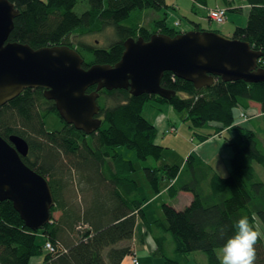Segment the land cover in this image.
<instances>
[{"label": "trees", "instance_id": "obj_1", "mask_svg": "<svg viewBox=\"0 0 264 264\" xmlns=\"http://www.w3.org/2000/svg\"><path fill=\"white\" fill-rule=\"evenodd\" d=\"M8 1L19 10L10 42L34 49L68 46L84 59V68L114 65L128 38L147 41L154 33L171 37L183 33L164 26L163 19L155 22L153 30L126 22L134 10L161 11L167 5L165 0ZM78 1L85 5L81 13L74 11ZM191 1L206 7L209 0ZM243 1L249 6L246 24L236 28L232 37L261 51L258 65L264 68V0ZM106 28H112L117 37L107 48L71 42L73 35L84 37ZM196 30L202 29L198 25ZM161 86L174 91L175 96L165 100L145 94L134 97L127 90H101L98 100L105 101L99 106L97 100V116L102 124L90 135L65 124L54 102L47 101L40 88L26 89L0 107V135L6 139L15 134L27 141L29 153L23 161L47 179L54 198L52 221L38 231L25 226L10 201L0 202V264H29L31 258L42 255L46 243L52 252L43 264H121L132 255L137 218L144 221L149 234L159 228L155 243L163 258L161 264H185V258L195 252L203 253L207 264H220L216 252L234 234V224L241 216H247L256 230L257 222L264 226V180L259 170H264V142L260 138L264 137V115L252 122V131L238 126L235 114L237 108L246 110L250 104L261 106L264 112V83L216 79L212 86L196 89L192 83L165 73ZM108 99L113 105H107ZM148 102L184 113L200 143L224 129L235 133L234 137H224L232 150L227 177L214 173L194 152L182 166L144 168L154 193H159L160 181L174 180L167 189L169 198L182 191L192 194L191 203L182 210L161 204L165 225L160 220L147 224L144 199H133L137 192L136 181L129 178L133 164L115 150L134 149L140 160L160 159L163 148L155 144L156 129L141 115ZM51 113L64 125L61 130L46 129L45 118ZM203 129L210 131H199ZM167 241L173 245L170 253L164 248ZM256 250V264H264L261 238Z\"/></svg>", "mask_w": 264, "mask_h": 264}, {"label": "water", "instance_id": "obj_2", "mask_svg": "<svg viewBox=\"0 0 264 264\" xmlns=\"http://www.w3.org/2000/svg\"><path fill=\"white\" fill-rule=\"evenodd\" d=\"M19 16L8 0H0V107L26 89H42L54 102L59 117L85 135L102 124L97 116L101 90H127L131 96H158L170 100L175 92L161 86L165 73L190 82L196 89L223 82L264 83L262 52L248 42L208 30H190L171 37L152 34L124 41L121 58L114 65L92 64L68 46L34 49L10 42L14 20ZM90 87H95L87 93ZM27 141L15 134L0 135V202L10 201L25 226L42 229L51 218L54 198L45 177L27 166Z\"/></svg>", "mask_w": 264, "mask_h": 264}, {"label": "rangeland", "instance_id": "obj_3", "mask_svg": "<svg viewBox=\"0 0 264 264\" xmlns=\"http://www.w3.org/2000/svg\"><path fill=\"white\" fill-rule=\"evenodd\" d=\"M165 2L167 4L166 7L163 8L159 12L158 11L157 12L152 11V10H143V11L134 10V11H132L130 13V16L126 19V22H132L131 24H134V25L136 23H138L139 26L137 25V27L146 28L147 30H153L155 27V22L157 20L163 19L164 26H166V27H171L174 29L178 28L180 30H186V29L187 30H189V29L196 30V28L199 25V27L202 30H208V31L216 30L219 32V34L230 38V37H232L233 32L235 30L234 26H233V22H232L233 20L232 19L234 16H237V15L234 13V11L239 12L238 14H240L238 7L231 6V4L224 5L225 2H222L223 4L220 2V4L218 6L210 7L208 9H206L205 18L203 17V20H199L197 16L202 17V12H199V11L195 12V10L191 11V9L193 8V4L191 3L190 0H165ZM172 4L175 6H172ZM209 4L213 5L214 3L212 1H210ZM222 5H224V6H222ZM225 6L231 7L232 9L228 10V12H227L228 15L226 16L227 19L225 20V22L223 24H216L215 22H211L210 18H207V15L209 14L210 9L212 10L215 8H222ZM83 7H85V5L82 2L78 1L76 7L74 8V11L81 13L82 11H84ZM240 9L244 10V6H240ZM176 12L179 14L181 19L175 18V20L172 23V26H168L167 22H170L169 17H171L172 13H176ZM203 13H204V10H203ZM228 16H230L231 19H229ZM192 22L195 24H193ZM182 25H185V26L182 27ZM116 39H117V37L114 34V30L112 28H106L103 31H101L100 33H94V34H90V35H87L84 37L73 35L71 42L76 43V44L77 43H80V44L85 43V44L90 45V46L92 45V46L107 48ZM85 59L87 62L89 61V58L85 57ZM108 100H106L107 105H109V106L113 105V101L111 99H108ZM104 101H105L104 98H99V100H98L99 106L103 105ZM164 106H167V105H162V107L160 109L156 110L155 108H153V106H151L150 102H148L143 107L142 112H141V115L144 119L149 121L153 126L155 125L154 123H156V125H157L154 127L156 129L157 134L161 137L159 142L161 144V147L163 148L162 153H161V157L158 161H153L150 158H148L147 160H140V159H138L136 151L134 149H126L124 147H119V148L115 149L125 160H129L133 164L134 172L130 174L129 178L132 180H135L137 182V185H138L137 192L134 195L133 199H135V200L144 199L143 200L144 203L145 202L150 203V205L152 206V211H151V215L147 216V217H152L154 219H156L160 216H161V218H164L162 210H161V204H165V203L169 204L170 206L174 207L176 210L184 209L186 204L184 205L185 199L183 197H179V199L175 200V199L169 198V196L167 195V193L165 194V192H162V194L157 193L159 195H155L156 193L154 194V193H152V191H148V189H150V187H149V184H148L146 177H145L144 168L150 167V166L162 168L164 165H172V166L173 165H181L183 163V161L185 162L190 147L195 148V146L200 143L199 139L193 135L194 130H192L190 128L189 122L187 120V116L184 115V113L178 114L173 109H170L172 111H169L171 113H168V115L171 116V114H173L175 119L179 118V121H177L176 124H174L173 122H170V125H172V126L168 127L165 130L163 120L165 119V122H166L165 117H167L166 116V114H167L166 108L167 107H164ZM235 114L237 115L238 113L235 112ZM242 114L245 116L244 113H242ZM242 114L238 115L239 119L246 121V122H249V120L252 119L251 115L250 116L246 115L247 117L245 118ZM153 121H154V123H153ZM45 126H46V129L49 131L61 130L64 127V125L61 123L60 119L55 115V113H51L50 115H48L45 118ZM204 130H206V129L199 130V131L202 132ZM220 132H218L214 136L210 137L212 139V141H215L216 139H220V140L224 139V137H223L224 135L220 134ZM208 140H210V139H208ZM224 144H226V142ZM204 146H206V145H204ZM228 148H230V147H228ZM222 157H223L222 154H217L216 158L214 160V165H215V167L220 169L221 173H224V170H226V167L224 165V162L222 161ZM259 170H260L261 178L264 180V170L263 169H259ZM258 173H259V171H258ZM171 182H174V180H172ZM153 196H154V198H153ZM81 206L83 208L82 204H81ZM57 215H58V213H56L54 216H57ZM51 221H52V219L50 220L49 223H51ZM164 221H165V219H164ZM79 232H82V229L79 230ZM164 248H165V250H167V252H169V251L172 252L173 245L170 246L168 241H167L166 247H164ZM131 249L133 251L132 255H131L132 256L131 262L133 264H135L134 260H136V262L138 264V260H137V257L135 255V249H134L132 242H131ZM221 252H222V250H217V254H219V256L221 255ZM48 253H50V252L47 251L46 249H44V252L42 253V255L37 256V257H41L43 262H44V258H45V256L48 255ZM196 253L197 254L195 255L194 261L192 260L189 264H199V262L201 263V262L205 261L206 257L203 253H200V252H196ZM157 256L161 257L160 255H157ZM30 262H29V264L34 263L33 260H30ZM43 262L41 264H43ZM192 262H194V263H192Z\"/></svg>", "mask_w": 264, "mask_h": 264}, {"label": "crops", "instance_id": "obj_4", "mask_svg": "<svg viewBox=\"0 0 264 264\" xmlns=\"http://www.w3.org/2000/svg\"><path fill=\"white\" fill-rule=\"evenodd\" d=\"M210 1H212L214 4L210 5L209 4ZM220 2L221 3L225 2L224 5L231 4V6L238 7L239 11H240V14H238L239 12H235L234 11V13L237 16H234L233 19H232L233 20L232 22H233L234 29L245 27L249 6L243 0H209L208 1V5L206 7H202V6H200L198 4H195L194 2L191 1V3L193 4V8L191 9V11L195 10V12H198V11L202 12V17H199L197 15L196 16L198 17L199 20H203V17L205 18V16H206V12H205L206 9H208L210 7L218 6L220 4ZM224 5H222V6H224ZM172 6H175V5L172 4ZM240 6H244V10L240 9ZM225 7H227V6H225ZM228 8H229L228 10L232 9L231 7H228ZM203 10H204V13H203ZM175 18H180L181 19V17L179 16V14L177 12L176 13H172L171 17H169L170 22H167V25L168 26H172V23L175 20ZM228 18L231 19L230 16H228ZM193 24H195V23H193ZM184 26L185 25H182V27H184ZM176 30L186 32V31H190L192 29L180 30V29L176 28ZM161 107L162 106H159V108L156 107V106H153V108H155L156 110L160 109ZM164 107H167L166 108V111H167L166 116L167 117H165L166 118V122H165V119L163 120L164 128L166 130L168 127L172 126V125H170V122H173L174 124H176L177 121H179V118L175 119L173 114H171V116L168 115V113H171L169 111H172V110H170V109H172V108H170V106H164ZM235 112L238 113L236 115V121H237L236 123H237V125L241 126L243 128H246L248 130H252V131H255V129H254L253 125H252V122L256 121L257 119H260L264 115V112L262 111V107L261 106H256L254 104H250L249 107L246 110H240L239 108H237L235 110ZM242 112L246 113L249 116L251 115L252 119H250L249 122H246V121H243V120L239 119L238 115L241 114ZM153 123H154V121H153ZM154 124H155L154 126H157L156 123H154ZM208 131H210V130H204L203 132L204 133H209ZM220 134H223L224 135L223 137H225V136L234 137L235 136L234 132H232L230 130H227V129L222 130L220 132ZM160 138L161 137L157 134L156 138H155V144H160V142H159ZM260 138L264 142V137L261 136ZM209 139L210 140L207 139L206 141H203V142L199 143L198 145L195 146V148L194 147H190V149L188 151V155L191 152L196 153V155H198V157L206 165H208L212 169V171L214 173H216L220 177H226L230 173V169H231L230 163H231V159H232V150L230 148H228V146L226 144H224L225 143L223 141L224 139L223 140L216 139L215 141H212L211 138H209ZM204 145H206V146H204ZM217 154H222L223 155L222 161L224 162V165L226 167V170H224V173H221L220 169H218L214 165V160H215ZM188 155H187V157H188ZM183 163H184V161H183ZM183 163L181 165H178V166H182ZM173 183L174 182H171V181H160V183L158 185L159 194L160 193L162 194V192H165V194H166L167 193V189ZM136 184H137V182H136ZM137 187H138V185H137ZM148 191H152V190L148 189ZM152 193H154V192L152 191ZM159 194H155V195H159ZM179 197H183L185 199V201H184V205L186 204L185 207L188 206L191 203L192 198H193L191 193L182 191L173 199L177 200V199H179ZM153 198H154V196H153ZM167 205H169V204H167ZM142 210H143V213H144L145 220L147 221V224L148 223L153 224L157 220H160L164 225L166 224L165 221H164V218H161V216L156 218V219H154L152 217H147V216L151 215V211H152V206L150 205V203L145 202L142 205ZM148 230H150V228ZM153 230H154V234L153 233L149 234L147 229H146V227H145V225H144V221L141 218H137L136 219V224H135V227H134L132 244H133L134 249H135V255L137 257L138 264H161L163 262V258L157 256L158 252L156 250V243H155V238H159L160 237V233L158 231H156V230H159V228L156 227ZM257 230L262 234L261 235V239H262L263 248H264V226L260 222H257ZM196 254L197 253L195 252L193 254L188 255L185 258V262H186L185 264H189L192 260L194 261ZM217 256H218L219 260L221 261L222 252H221L220 256H219V254H217ZM131 257H132L131 255L126 256L123 259V261L121 262V264H133L131 262ZM30 260H33V262H34L33 264H41L43 262L41 257H33ZM192 263H194V262H192ZM199 264H207L206 263V259H205V261H203L201 263L199 262Z\"/></svg>", "mask_w": 264, "mask_h": 264}, {"label": "clouds", "instance_id": "obj_5", "mask_svg": "<svg viewBox=\"0 0 264 264\" xmlns=\"http://www.w3.org/2000/svg\"><path fill=\"white\" fill-rule=\"evenodd\" d=\"M234 228V234L222 245L220 264H256V245L262 234L250 224L247 216H241Z\"/></svg>", "mask_w": 264, "mask_h": 264}, {"label": "built area", "instance_id": "obj_6", "mask_svg": "<svg viewBox=\"0 0 264 264\" xmlns=\"http://www.w3.org/2000/svg\"><path fill=\"white\" fill-rule=\"evenodd\" d=\"M227 11H228V8H225V7L215 8L212 10L210 9L209 14L207 13L208 14L207 18H210L211 22H215L216 24H223L225 22V20L227 19V17H226ZM244 117L246 118L247 116L245 115ZM44 249H46L50 253L52 252V248H51L49 243H46ZM134 263L137 264L136 260H134Z\"/></svg>", "mask_w": 264, "mask_h": 264}, {"label": "flooded vegetation", "instance_id": "obj_7", "mask_svg": "<svg viewBox=\"0 0 264 264\" xmlns=\"http://www.w3.org/2000/svg\"><path fill=\"white\" fill-rule=\"evenodd\" d=\"M27 157H28V155H27ZM24 158H26V157H24Z\"/></svg>", "mask_w": 264, "mask_h": 264}]
</instances>
